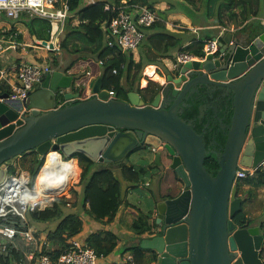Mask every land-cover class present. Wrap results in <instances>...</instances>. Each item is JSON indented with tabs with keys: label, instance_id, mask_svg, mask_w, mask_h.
Here are the masks:
<instances>
[{
	"label": "water",
	"instance_id": "water-1",
	"mask_svg": "<svg viewBox=\"0 0 264 264\" xmlns=\"http://www.w3.org/2000/svg\"><path fill=\"white\" fill-rule=\"evenodd\" d=\"M212 38L216 48L168 72L150 104L134 90L125 98L117 92L110 96L103 74L89 80L90 97L76 99L80 90L71 86L73 75L52 62L26 97H11L1 89L0 182L10 165L30 150L41 157L56 151L64 159L83 153L108 163L138 145H150L159 148L155 161L160 163L165 149L184 188L156 202L159 233L141 235L140 246L155 254L154 264H264L260 226L248 221L239 226L233 219L243 201L237 168L264 166V29L255 35L227 31ZM197 83L232 91L229 125L219 118L228 129L215 175L204 165L202 133L178 115L179 104ZM59 88L61 96L56 94ZM61 99L67 102L58 105Z\"/></svg>",
	"mask_w": 264,
	"mask_h": 264
},
{
	"label": "trees",
	"instance_id": "trees-1",
	"mask_svg": "<svg viewBox=\"0 0 264 264\" xmlns=\"http://www.w3.org/2000/svg\"><path fill=\"white\" fill-rule=\"evenodd\" d=\"M155 1L129 0L131 3L146 4L151 9H154ZM69 2L70 12L73 15L68 17L65 22L60 46L62 50L75 55V57L65 65V70L73 75L74 81H87L103 74V87L114 90L122 98L126 97L128 90H142L139 82L147 64L158 63L160 58L174 59L180 51H187L198 57L202 56L206 39L212 36L208 30L214 29L203 27L200 29L202 34L199 33L197 37L196 32L188 34L189 28L186 27L179 30L169 29L164 19L167 12L174 8L172 1H169L168 9L157 10L159 18L148 27L149 31L146 37L138 47L139 57L136 58L134 52L122 50L118 46H109L106 43L105 30L102 25L110 20L116 11L111 8L106 9L105 4L107 2L119 4L121 0H96L95 2L69 0ZM184 2L194 6V10H200L202 6H205L203 12L197 14V17L202 19L203 24L201 25H208L209 23H206L205 20L211 19L215 20L216 24L226 26L223 14L224 11H227L233 23L236 26L240 25L239 31L249 30L252 35H255L264 29V24L260 19L262 14L260 0H184ZM179 4L187 15L196 20L195 15L191 14V9H189L191 7L188 4ZM236 8L239 10L236 11ZM34 27L36 28V26ZM9 30L15 31L14 26H10ZM29 31L32 35L37 34L32 25H29ZM37 31L40 36L44 37L40 28ZM18 37L22 40L23 35L20 33ZM187 40H190L189 43L184 45ZM33 44L43 45L44 43L35 41ZM30 48L42 52L35 61H42L44 57L47 58L50 55L47 49H37L33 46ZM173 50L179 51L177 55L172 53ZM100 59L103 60L101 64L99 63ZM50 61L58 66L56 56L52 55ZM166 69L168 72L170 71L168 67ZM155 84L150 80L146 89H150ZM4 89L6 90V88ZM75 89L79 90L80 88ZM158 89L152 92V98L154 93L161 90V86ZM84 92L85 87L83 86L80 93L84 94ZM231 93L232 91L226 87L197 83L190 87L178 106V115L190 122L198 133H202L207 150L204 165L211 175H215L220 167L218 161L220 145L224 144L227 133L225 132L226 128L220 126L218 116H225L223 123H230ZM215 103L217 107H215ZM139 146L141 145L130 150L123 159L108 163L92 160L83 153H75L74 156L78 157L79 165L82 168L81 173L76 158H70L67 161L59 159V164H55L52 160L49 161L43 172V179L40 180L41 187L37 189L36 198L41 202L51 199L54 195L68 194L70 184L78 179L79 173L80 178L76 183L78 188L73 189L75 200L72 204L69 197L59 196L52 201V204L43 208L36 207L28 212V218L32 225L50 224L55 221V225L49 227L46 232L48 244L43 245L42 252L49 254L52 259H56L66 247H69V240L82 231L84 217L91 222L98 221L106 224L114 220L118 211L125 206L136 207L139 211L137 217L129 224L130 229L137 236L153 232L158 227L155 222V201L152 200V206L144 210L135 205L134 200L128 198L129 190L141 185L143 174L147 168L146 165L139 166L129 161V156ZM27 152L34 155L30 158L31 163L29 162L26 168L31 174V183L34 184L38 172L45 163V157H41L35 150ZM25 154L27 153L22 155ZM152 164L156 163L153 162L150 165ZM55 176H59L61 181L56 183ZM241 184L253 187L264 185V167L257 168L253 175L239 179V187ZM251 191L249 190V194ZM68 202H70L71 208L64 210L63 207L67 206ZM233 219L239 226L246 221L248 224L252 223L243 208V203L233 215ZM4 224L15 225L20 231L26 228L19 216L0 217V226ZM261 226L264 234V225ZM24 236L22 232H18L14 238L6 241L5 250H0V264H23L25 262L24 250L16 247L13 243V240L17 241L18 238L22 240ZM140 239L141 237L137 238L135 242L125 244L122 252L131 250L134 264H149L155 260L156 256L140 246ZM85 241L98 252H104L107 255L114 251L120 243L121 237L114 229L99 228L95 231L91 230ZM33 247L34 245L30 246L29 251ZM260 256L264 258V239Z\"/></svg>",
	"mask_w": 264,
	"mask_h": 264
},
{
	"label": "built area",
	"instance_id": "built-area-1",
	"mask_svg": "<svg viewBox=\"0 0 264 264\" xmlns=\"http://www.w3.org/2000/svg\"><path fill=\"white\" fill-rule=\"evenodd\" d=\"M87 1L95 2L96 0ZM105 8H111L116 11L114 16L102 25L105 30L107 45L118 46L122 50L132 51L137 55L138 47L146 37L148 27L159 18L156 10L151 9L146 4L131 3L129 0H121L119 4L107 2ZM0 13H5L9 17L23 15L25 18H30L36 16L47 19L54 24L53 31L51 32L52 37L47 39V43L43 45L37 44V46L50 52V55L45 60H24L11 68H0V78L3 77L5 88L9 92V95L11 97H26L50 69L51 56H56L61 50L60 38L64 32L65 22L68 17L73 15L70 12V2L69 0H0ZM260 19L264 24V15ZM49 42H52V46H50ZM8 43L19 44L20 42L11 36H7L5 30H2L0 34V51ZM216 46L217 39L212 37L207 38L204 55L199 58L203 59L205 54L215 49ZM195 57L198 56L187 51H180L176 59L173 60L171 68L179 70L185 61ZM99 63H103V60L100 59ZM113 71H116V69H113ZM89 80L74 81L73 78L71 86L74 89L85 87L84 94L80 93L76 99L87 98L90 97L91 93H94L89 87ZM1 89L4 88L0 83ZM62 92L63 88H59L56 94L61 96ZM114 93V90H109L110 96H113ZM66 102L67 100L61 99L58 105H63ZM247 169L245 166L237 168L235 178L239 180L247 176ZM249 171L252 173L254 169L250 168ZM36 197V179L34 184H32L31 174L27 169H20L15 173L8 172L4 180L0 182V217L4 218L9 215L19 216L25 223L23 225L26 226L21 231L17 226L12 224L0 226V238H3L4 241L1 250H5L7 240L14 238L18 232H22L29 241H33L34 243V247L27 255V260L23 264H98L99 260L106 257L104 252H98L86 241L76 237H72L69 240V247H66L56 259H52L49 254L42 252L43 245L48 244V242L38 240L28 218V212L36 207L43 208L52 204L49 200L53 201L56 197L53 196L45 202H41ZM67 205H70V202ZM123 259L125 262L134 264L132 253L127 254L126 258L123 257Z\"/></svg>",
	"mask_w": 264,
	"mask_h": 264
},
{
	"label": "crops",
	"instance_id": "crops-1",
	"mask_svg": "<svg viewBox=\"0 0 264 264\" xmlns=\"http://www.w3.org/2000/svg\"><path fill=\"white\" fill-rule=\"evenodd\" d=\"M169 1H172L173 5H174L173 6L174 8L171 9L169 12H167L168 13L166 15L167 19H165L166 26H168L169 29L179 30L180 28L186 27V28H189L188 34L196 32V37L199 36V33L202 34L200 29H202L203 27L219 28L217 30V32H214V33L210 32V34L212 35L211 37L216 36V35H220V34L223 35L227 31H232L235 36H239L243 32H249V33L252 34V32L249 31V30H247V31H241L240 30L239 31L240 25L236 26L235 23L231 24L232 26L228 27V26H222L220 24H216L215 20L214 21L212 20V21L206 22V23H209L208 25H201V24H203L202 23V19L200 17H197V14H199L201 12L199 9H195L194 10V6L193 7L190 6L191 4H188V3L184 2V0H169ZM169 1L168 0H156L154 2V9L155 8H156V10H166V9H168L169 6H170ZM179 3L188 4L191 7V8H189V9H191V14L195 15L196 20L195 19L193 20L189 15H187L184 12L183 7ZM260 4L262 6V9H261V11H262L261 17H262L264 15V0H260ZM238 9H235V10L238 11ZM10 26H14V29L16 31L9 30ZM0 27H1V25H0ZM2 30H5L7 36H11V37L17 39L20 43L19 44L8 43L10 45H9V48H7V50H6V53L2 52V50L4 48L1 50L0 59L6 60V64H4L5 67H3L1 65L0 68H7L8 69V68H11L12 66H14L15 64H19L21 61H24V60L35 61V60H37L36 57L42 53L40 50L37 51L34 48H30V46H33L35 48L37 47L39 49H41V47H38L36 44H33L31 42L23 41L24 34H23V32L21 33L20 29H18L19 30L18 31L16 29L15 25L7 24L5 27L0 28V32ZM148 31L149 30H147V32ZM20 33L23 35L22 40L19 39V37H18V35ZM189 41L190 40L185 41L184 45L189 43ZM178 52L179 51H176V50L172 51V53L174 55H177ZM56 57H57V62H58V66L57 67L63 69L65 73H68L65 70V65L69 61H71L72 58L75 57V55H73V54L61 49L59 51V53L56 54ZM135 57L138 58L139 54L137 53V55H135ZM45 59L46 58L44 57L43 60H45ZM172 62H173L172 58L166 57V58H160L158 63H150V64H147L145 66L144 72L150 78H153V77H151L149 75V70H150L149 66H153V72L159 78V79L153 78V80L156 81L155 85L157 86V89L160 86H161V89H162L163 86L166 84V74L168 73V71L166 70V67H168V69L170 70L169 72L174 71V69L171 68ZM158 71H160V73ZM164 75H165V77H164ZM147 83H148V81H147ZM147 85L145 87H147ZM73 89H74V87H73ZM74 91H76V90L74 89ZM134 91H137V90H134ZM137 92L140 93V91H137ZM151 94H152L151 91H150V93L147 94L148 95L147 97L151 98V100L150 101H148V99H147V101L145 100L146 104H150L151 103V101L154 98L156 93H154L153 98H152ZM140 95L142 96L141 93H140ZM158 149H159L158 147L154 149L152 146L149 145V149L148 150H149V153L152 152L154 154V157H155L156 151ZM55 154H56V152H55ZM161 155H162V152H161ZM164 156H165V160H166L165 168H167L168 174L172 177V180L169 183V186H170L169 190L170 191L167 194H163L161 187L158 185L157 182H155L154 183V187H153L154 189H151V193L152 194L150 195L151 196L150 197L151 201L153 200L155 202H157L158 200H160L162 198L176 196L184 188L183 182L176 175L174 170L169 167L170 159H169L168 155L166 154ZM20 157L21 156H19L18 159L15 162H17ZM72 158H76V161L78 163V157L74 156ZM129 160H130V158H129ZM160 163H161V157H160ZM160 163H157V165H159ZM135 165H136V163H135ZM146 165H149V162L146 163ZM78 166L80 168V173H81L82 168H81V166L79 164H78ZM80 173H79V178H80ZM253 174H254V172L250 173L248 175H253ZM141 184H143V186L144 185H150L151 182L149 180H144L143 183H141ZM249 190H252L250 194H249ZM260 190H264V185L253 187V186H250L248 184H241L239 189H238V194L243 197V201H242L243 208L246 211L248 217L252 220L251 224L252 225H259V226L264 225V199H263L264 198V193H263V195L261 193H259ZM131 192H133L132 189L129 190L128 196H129V194ZM247 192H248V195L245 196V193H247ZM252 200H254L255 205L253 207L250 206V208H251V210H250L249 205L247 204V202L248 201H252ZM256 200L259 201L260 203L262 202L261 207L260 206L256 207V204H258ZM244 202H245V205H244ZM148 207L146 206V208H148ZM130 210H132L137 215L139 213V211L137 210L136 207L125 206V207H122L118 211V213H117L116 217L114 218V220H112L111 222H108L106 224L100 223L98 221L91 222V221H88V219L84 217L83 229H82L81 232H79L74 237L85 241L87 235L91 232V230L95 231V230H97L99 228H107V229H114V231L116 233H118V232L120 233V232H123V231L127 232L128 235L131 236V237H130V239L128 241L124 242V245L132 243V242H135L136 239L141 237V236H139V235L137 236V234L133 230L130 229L129 225H126L129 222H126V223L123 222V217L125 219H128L127 217H125V215H126L125 213H128ZM156 213H157V210H156ZM137 215L134 218H136ZM133 219H132V221H133ZM118 222H119L120 226L117 225ZM39 224L40 223H38V225ZM41 224L44 225V227H46V225H47V223L46 224L45 223H41ZM33 226H34V224H33ZM44 227L42 226V228H44ZM42 228L39 231L40 235H41V236H39V240L44 242V241H47V238H46V233L44 231H42ZM260 228H262V226ZM142 235H146V234L144 233ZM122 243L123 242H122V238H121V241H120V243H118V245H120ZM114 251H115V249H114ZM114 251L109 253V254H107L104 259L99 260L98 264H119V263L120 264H131V263L125 262L123 258H121V260H120L119 255H116V253H114ZM29 252L27 253L26 251H24V253L26 254L25 255L26 256V260H27V255L29 254ZM125 253L129 254V253H132V252L130 250H128V251H125ZM14 264H17V263H14ZM149 264H154V261L150 262Z\"/></svg>",
	"mask_w": 264,
	"mask_h": 264
},
{
	"label": "rangeland",
	"instance_id": "rangeland-1",
	"mask_svg": "<svg viewBox=\"0 0 264 264\" xmlns=\"http://www.w3.org/2000/svg\"><path fill=\"white\" fill-rule=\"evenodd\" d=\"M85 1H87V0H85ZM148 1H150V0H148ZM204 9H205V6H202L200 11L202 12ZM236 9H238V8H236ZM155 10H156V8H155ZM215 10H216V8L214 6V11ZM156 12H157V10H156ZM157 14H158V12H157ZM164 19H167V18L164 17ZM223 19L225 21L226 26H228V27L232 26L231 24H233V21L229 17V14H228L227 11H224ZM208 20L209 19H207L205 21L208 22ZM75 21H76V19H75ZM209 21H212V20L210 19ZM7 24L15 25L17 30L20 29L21 33L23 32V34H24L23 41H27V42H31V43H35V41L41 42V43H42V41H45V40L47 41V39L52 37L51 36V32L53 31V28H54V24L51 21L47 20V19L39 18V17H36V16L30 17V18H25L23 15H21L19 17H9L5 13H0V25H1L0 28L5 27ZM29 25H32L33 28L36 30V33H37L36 35L35 34H33V35L31 34V32L29 31ZM34 26H36L37 29L38 28L41 29V34L44 35V37L40 36V33L37 31V29ZM218 29L219 28H214V29L208 30V32H213L214 33V32H217ZM0 33H2V31ZM5 34H6V32H5ZM203 34L205 35V32ZM9 45L10 44H6L4 46V49L2 50L3 53H6V50H7V48H9ZM37 49H39V48H37ZM138 51H139V48H138ZM0 53H1V51H0ZM175 59H176V56H175V58L173 60H175ZM4 64H6V60L0 59V66L2 65L3 67H5ZM144 69H145V67H144ZM144 69L142 71V75L143 76L141 77L140 82H139V86L143 89V90L140 91V93L142 95L145 94L143 91L145 90V88H146L145 86L149 83V81L150 80L154 81L153 78H150L148 75L145 74ZM158 72L160 73V71H158ZM164 77H165V75H164ZM147 81H148V83H147ZM154 82L156 83V81H154ZM0 83H1L2 87L5 88V81H4L3 77L0 78ZM147 99H148V101L151 100L149 97H147ZM148 149H149V146H139L129 156V158H130L129 161H131L133 163H136V165H139V166L140 165L144 166V165H146V163L149 162V165H146L147 168H146V171L143 174V181L144 180H149L151 182V184L150 185H144V186H143V184H141L139 186H136V187L132 188L133 192H131L129 194V196H128L129 199L134 200L133 202L135 203V205L140 206L144 210L147 209L146 206L147 207L148 206H152L151 205L152 201L150 199V197H151L150 195L152 194L151 193V189H154L153 188L154 187V183L157 182L158 185L162 189V193L163 194H167L170 191L169 190V187H170L169 183L172 180V177L168 174L167 168H165L166 160H165V156L164 155H166L167 151L165 149H163L161 151L162 152L161 163L159 165H157V162L155 161L154 154L152 152L149 153ZM26 153L27 154L22 155L17 162H15L14 164L10 165L9 173H15V172L19 171L20 169H26L27 168L28 163L29 162L31 163L30 158H32L34 155H32V153H30V152H26ZM62 158L64 160V157H62ZM62 158L60 157V154H58L57 152H56V155H55V152H50L48 155H46L45 163L41 167L40 171L37 174V178H36V188L37 189H39L41 187L40 180L43 179V172H44L47 164L49 163V161L52 160L55 164H59V159H62ZM153 162H155L156 164L150 165ZM78 164H79V161H78ZM78 180H79V177H78V179L76 181H74V182H72L70 184V186L68 188V191H67L68 194H62L61 195V196L69 197V200H70L71 204L75 200V194L73 192V189L74 188H78V185H76ZM143 181L141 183H143ZM125 185H127V184H125ZM259 193H261L263 195L264 190H260ZM247 195H248V192L245 193V196H247ZM54 196L55 197H59L60 195H54ZM254 200L247 202V204L249 205V208H250V206L253 207L255 205ZM49 202H52V201L49 200ZM257 203L258 204H256V207H259V206L261 207L262 202L260 203L259 201H257ZM244 205H245V202H244ZM63 208H64V210H67V209L71 208V205L64 206ZM250 210H251V208H250ZM125 214H126L125 217H127L128 219H125L123 217V222L124 223L129 222L126 225H129L131 223L130 221H132V219L137 215L132 210H130L128 213H125ZM54 225H55V221L50 223V224H47L46 227H44V225H42L41 223L39 225L38 224L34 225V226L32 225V227H33V230H34V233H35L36 237L39 240V236H41L39 231L42 228V226L44 227V228H42V231H44L46 233L47 230L49 229V227L51 228ZM117 225H119V222H118ZM105 229H107V228H105ZM119 235L121 236L123 243L118 245L115 248L114 253H116V255H119L120 260H121V258H123V257L126 258L127 254H128V253H125V252H122V251H123V247H124V242L128 241L131 236H129L128 233L124 232V231L120 232ZM24 237H23L22 240H19L20 238H18L17 241L13 240V243H14V245L16 247H19L22 250L28 252L30 246H33L34 243H33V241H29V240H27ZM3 242H4L3 238L2 239L0 238V250H1V246H2ZM25 260H26V256H25Z\"/></svg>",
	"mask_w": 264,
	"mask_h": 264
},
{
	"label": "flooded vegetation",
	"instance_id": "flooded-vegetation-1",
	"mask_svg": "<svg viewBox=\"0 0 264 264\" xmlns=\"http://www.w3.org/2000/svg\"><path fill=\"white\" fill-rule=\"evenodd\" d=\"M174 71H177V70H174ZM147 87H148V85H147ZM156 89H157V86L156 85H154V86H152V87H150V89H145L143 92L145 93L144 95H142L143 97H144V99L147 101V94L148 93H150V91L151 92H153V91H156ZM157 90H159V89H157ZM121 97V96H120ZM122 98V97H121ZM215 107H217V104L215 103ZM218 109V108H217ZM216 109V110H217ZM218 112H219V110H218ZM219 118H221L222 119V124L223 125H229V124H227V123H223V120H224V118H225V116H223V117H220V116H218ZM223 128H226V131L225 132H227V129H228V127H223ZM248 137H249V134H248V132H247V136H246V139H245V143H246V141H247V139H248ZM264 166L263 165H261L259 168H263ZM256 170V169H255ZM255 170L253 171V172H255ZM252 172V173H253ZM248 174H250V171L248 170ZM160 227L158 226L157 228H155L154 230H153V232H155V234H157V233H159V231H160ZM153 232H146V234H148V235H150L151 233L153 234Z\"/></svg>",
	"mask_w": 264,
	"mask_h": 264
},
{
	"label": "bare ground",
	"instance_id": "bare-ground-1",
	"mask_svg": "<svg viewBox=\"0 0 264 264\" xmlns=\"http://www.w3.org/2000/svg\"><path fill=\"white\" fill-rule=\"evenodd\" d=\"M149 68H150V70H149V75H150L151 77L155 78V79H159L158 76L155 75L154 72H153V66H149ZM50 152H56V151H50ZM50 152H49V153H50ZM49 153H48V154H49ZM48 154H47V155H48ZM65 161H67V160H65ZM60 179H61V178H60L59 176H55V180H54V181H55L56 183H58L57 181H61ZM59 184H60V183H59Z\"/></svg>",
	"mask_w": 264,
	"mask_h": 264
},
{
	"label": "clouds",
	"instance_id": "clouds-1",
	"mask_svg": "<svg viewBox=\"0 0 264 264\" xmlns=\"http://www.w3.org/2000/svg\"><path fill=\"white\" fill-rule=\"evenodd\" d=\"M204 55V54H203ZM70 159V158H69ZM9 172V171H8Z\"/></svg>",
	"mask_w": 264,
	"mask_h": 264
}]
</instances>
